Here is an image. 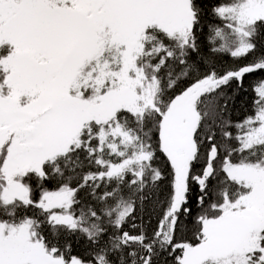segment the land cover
I'll return each instance as SVG.
<instances>
[{
    "label": "snow or ice",
    "instance_id": "snow-or-ice-1",
    "mask_svg": "<svg viewBox=\"0 0 264 264\" xmlns=\"http://www.w3.org/2000/svg\"><path fill=\"white\" fill-rule=\"evenodd\" d=\"M0 264H264V0H0Z\"/></svg>",
    "mask_w": 264,
    "mask_h": 264
},
{
    "label": "trees",
    "instance_id": "trees-1",
    "mask_svg": "<svg viewBox=\"0 0 264 264\" xmlns=\"http://www.w3.org/2000/svg\"><path fill=\"white\" fill-rule=\"evenodd\" d=\"M256 79H258V76L246 77L245 89H247V91H241L238 95L235 96L234 103L230 104V108L232 110V117L234 120L242 119L245 116L246 112L251 113V100H252L254 93L251 91L250 85ZM229 92H231V89H229ZM48 187L50 189H53L55 187V184L54 183L49 184ZM165 191H167L166 188H165ZM157 215L158 214H153L152 216L151 228H155L157 225ZM137 223H139V221H137ZM178 235L183 236L184 238H187V239L192 238L190 231L178 233ZM73 250H74V253L82 251L83 250L82 244L81 245L74 244Z\"/></svg>",
    "mask_w": 264,
    "mask_h": 264
}]
</instances>
